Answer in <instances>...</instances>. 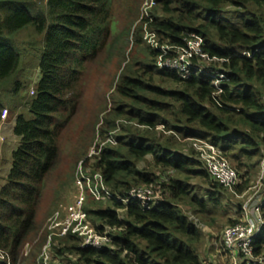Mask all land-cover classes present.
Returning <instances> with one entry per match:
<instances>
[{
  "label": "trees",
  "instance_id": "obj_1",
  "mask_svg": "<svg viewBox=\"0 0 264 264\" xmlns=\"http://www.w3.org/2000/svg\"><path fill=\"white\" fill-rule=\"evenodd\" d=\"M36 1L0 0V81L6 91L21 64V53L9 37L28 25L44 37L42 76L29 104L33 117L16 118L14 132L20 144L12 153L7 183L0 190V252L11 259L8 263L0 257V264L21 261L24 246L35 232L46 182L60 161L61 137L80 109L86 65L105 50L126 65L114 85L111 108L103 111L98 128L104 140L123 117L148 131L163 124L172 131L170 135L203 138L219 146L241 176L237 190L250 186V176L264 156V0H154V21L149 27L161 42L184 45L190 34H199L204 38V52L218 58L211 69L187 79L157 68V51L143 41L144 22H139L142 30L137 27L134 33L135 49L143 57L128 62L125 39L130 31L118 29L116 5L138 0H47L45 9L37 8ZM32 6L37 9L31 10ZM145 57L146 62L141 60ZM219 68L226 74L222 107L212 98L209 76ZM156 78L164 85L155 84ZM15 81L13 92H19L24 84ZM6 109L0 100V125ZM173 138L163 141L129 130L98 154H85V165L101 172L114 194L126 196L140 184H161L162 198L149 209L136 203L125 205L117 198H104L102 202L109 203L105 208L85 206L99 232L113 229L112 243L103 249L85 248L77 235H68L57 238L53 253L76 256L74 262L68 258V264L205 263L197 251L200 227L180 204L209 214L211 205L221 206L226 189L212 178L196 152L195 156L178 150ZM82 147L74 152L77 168L84 160ZM147 157H151L149 167H141ZM157 168L178 177L166 179ZM191 175L207 178L214 187L208 198L194 193ZM257 243L264 254V231Z\"/></svg>",
  "mask_w": 264,
  "mask_h": 264
},
{
  "label": "rangeland",
  "instance_id": "obj_2",
  "mask_svg": "<svg viewBox=\"0 0 264 264\" xmlns=\"http://www.w3.org/2000/svg\"><path fill=\"white\" fill-rule=\"evenodd\" d=\"M145 1L146 0H138L136 4L129 5L127 2L125 3V1H122L116 5L115 15L118 29L130 31V34L125 39V41L128 42L126 50L128 62L135 56L143 57L141 50L135 49L134 33L137 27H140L142 30L139 21L144 11ZM46 3L47 0H37L36 6L37 8L45 9ZM37 8H33L32 6L31 10ZM9 41L13 48L21 53V64L19 71L15 76L10 78L12 84H8V91L5 90V86L2 84L3 82L0 81V100L7 105L10 115H14L15 118L21 114L25 115L27 118H32L33 114L29 110V104L31 98L34 96L32 94V89L36 87V84L40 81L42 76L39 63L44 49V37L42 34H39L32 25H28L16 35L9 37ZM147 58L145 57L141 60L146 62ZM119 63V58L115 55L109 54L108 51L105 50L96 60L88 62L86 65L87 74L83 81L80 109H78L72 122L65 129L63 136L61 137L60 161L46 182L44 195L40 202L35 222V232L24 246L19 264H39L42 248L47 242L49 235V232L42 233L44 225L60 206L69 205L74 201V177L78 165V160L76 159L77 149L83 146L79 151L83 154L81 158L85 159L89 152L90 154L93 153L96 150V147L104 141V136L101 135L98 128L102 123L103 111L108 106V108H111L114 85L120 77L122 69L126 65V63H122L121 65ZM16 79L24 84L19 92H13L16 87ZM154 83L157 85H164L165 82L156 78ZM6 110H4V112ZM168 114L172 113L168 111ZM124 128L126 131H124ZM136 129L143 132L146 136H156L163 141L174 137L173 140L176 139L175 141L178 144V150L196 156L195 151L192 148L193 141L191 137L183 138L177 133H175L176 135H170L172 134V131L167 130L166 128L164 130L153 128L148 131L147 129L138 127L136 121H129L126 117H123L116 120V128L111 132L115 131V135L117 136L126 134L129 130ZM16 141L17 145L13 150L18 146V137H16ZM74 152H76V154H74ZM6 153L3 152L2 156H0V162L3 163L4 166L8 162L9 165L7 171H9L12 164V155L11 163H9L10 160H8L9 158L7 159ZM229 160L234 165V161L231 158ZM82 161L83 160H81L80 163ZM150 162L151 157H147V160L141 163V167H149ZM156 172L166 179L172 176L178 177L176 173L167 172L166 174H163L165 171L158 168L156 169ZM258 173L259 168L250 176L252 185L256 183ZM190 178V184L194 193L198 194L199 198H208L206 194H208L209 191L215 190L214 187L210 185L207 178H199L194 175H191ZM1 179L2 178L0 177V180ZM246 200L247 198H238L230 192L229 189H226V192L221 194V206L215 207L211 205L209 214H200L198 210L189 204H180V207L186 210L187 214L191 215V218L195 220L200 227L198 229L200 241L197 244V251L206 264H223V262H220V260H222V258L220 259L222 254L219 255L217 252L216 247L214 246V241L222 234L226 227L234 225L236 221L239 220L241 217V214L238 213L239 205H243ZM108 205V202L96 200L91 196L87 198L86 202L87 208L94 209L100 207L105 208ZM232 221L234 223H232ZM90 222L92 223L91 219ZM27 245H29V248H27ZM27 251L28 255H26ZM53 256L54 264H68V258L73 262L76 260V256H69L68 253L60 257L55 252L53 253Z\"/></svg>",
  "mask_w": 264,
  "mask_h": 264
},
{
  "label": "built area",
  "instance_id": "obj_3",
  "mask_svg": "<svg viewBox=\"0 0 264 264\" xmlns=\"http://www.w3.org/2000/svg\"><path fill=\"white\" fill-rule=\"evenodd\" d=\"M154 7V0H146L139 22H144V43L157 51L155 61L157 68L174 71L185 79L193 74H202L206 69H211L218 58L210 57L204 52L203 36L192 33L186 38L184 45L161 42L157 32L149 27L154 21L152 15ZM209 76L213 87L212 98L217 106L222 107L220 97L224 92L223 82L226 79V74L219 68L211 71ZM155 128L164 130L165 127L163 124H158ZM191 139L193 150L204 162L205 168L212 178L238 198H247L242 205L239 221L226 227L214 241L217 252L219 255L222 254L220 259L222 258L223 261L220 260V262L223 264H264V254L259 252L257 247V240L264 231V156L261 159L256 183L239 192L236 186L241 182V176L219 146L207 139ZM116 142L115 131H113L106 140L100 143L99 148L96 147V150L91 154L89 152L88 157L98 154L107 143L114 145ZM85 160L80 163L75 174L74 201L69 205L60 206L42 229V233L49 232V235L42 248L39 264H54L53 246L57 244V238L77 235L85 248L103 249L112 243L111 231L113 229L107 228L105 231L99 232L89 220L85 210L89 196L96 200L117 198L125 205L136 203L145 209L154 207L162 198L161 184H140L133 187L126 196L114 194L108 188L103 174L91 171L85 165ZM119 230L121 229L119 228ZM26 255H28V251ZM0 257L8 259V263H11L6 252L1 251Z\"/></svg>",
  "mask_w": 264,
  "mask_h": 264
},
{
  "label": "crops",
  "instance_id": "obj_4",
  "mask_svg": "<svg viewBox=\"0 0 264 264\" xmlns=\"http://www.w3.org/2000/svg\"><path fill=\"white\" fill-rule=\"evenodd\" d=\"M16 125V118L14 115H10V111L7 109L4 112L3 120L0 125V137H1V146H0V156H2L3 152L6 153L7 150V159L10 160L9 163H11V155L12 153L19 147L20 144V137H18L14 132V127ZM16 137H18V146L15 150L14 147L17 145ZM2 160V157H1ZM8 162L4 166L3 163L0 162V177L2 178L0 180V190L2 187L7 183L9 171H7L8 168ZM12 167V164H11Z\"/></svg>",
  "mask_w": 264,
  "mask_h": 264
},
{
  "label": "clouds",
  "instance_id": "obj_5",
  "mask_svg": "<svg viewBox=\"0 0 264 264\" xmlns=\"http://www.w3.org/2000/svg\"><path fill=\"white\" fill-rule=\"evenodd\" d=\"M35 89V88H34ZM34 89H32V90H34Z\"/></svg>",
  "mask_w": 264,
  "mask_h": 264
}]
</instances>
